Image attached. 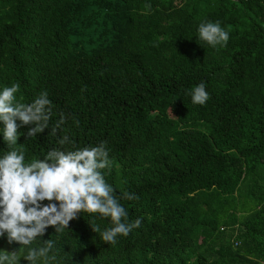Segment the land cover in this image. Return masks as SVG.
Wrapping results in <instances>:
<instances>
[{
    "label": "trees",
    "instance_id": "obj_1",
    "mask_svg": "<svg viewBox=\"0 0 264 264\" xmlns=\"http://www.w3.org/2000/svg\"><path fill=\"white\" fill-rule=\"evenodd\" d=\"M205 21L225 47L200 42ZM201 82L203 106L189 94ZM14 83L53 106L43 133L18 128L26 161L106 141V182L139 197L120 200L141 224L115 246L92 231L111 226L99 214L45 229L49 264H264V0H0V91ZM19 248L0 235V251Z\"/></svg>",
    "mask_w": 264,
    "mask_h": 264
},
{
    "label": "clouds",
    "instance_id": "obj_2",
    "mask_svg": "<svg viewBox=\"0 0 264 264\" xmlns=\"http://www.w3.org/2000/svg\"><path fill=\"white\" fill-rule=\"evenodd\" d=\"M150 8V5H146ZM198 38L202 44L212 48L225 47L229 40V32L221 27L220 22H201L198 26ZM20 91L18 83L5 87L0 91V122L4 142L9 151L0 157V235L7 234L8 243L20 245L17 252L0 251V264H18L19 253L27 248V255L22 258L28 264H49L56 259L49 255L54 249L55 241L48 239L41 243L40 238L45 229L53 227L55 233L67 230L69 221L83 212L99 214V218H109L110 227L101 230L99 225L92 228L100 233L104 242L115 246L118 239L127 237L140 226L138 218L129 223L128 211L120 203L121 199H139L134 193L125 192L117 196L109 185L103 171L111 168L107 142L97 146L75 148L74 150L52 149L43 159L26 161L25 150L18 147L19 127L30 126L26 139L37 136L49 129L53 115L52 104L48 93L42 91L34 101L24 103L17 98ZM194 105L203 106L209 99L205 83L201 82L190 90ZM17 121L20 123L17 124ZM66 121L63 113L51 128L56 135ZM78 125L79 121H75ZM72 143L68 135L58 139L61 146ZM56 201L41 206L40 201ZM58 205V206H57ZM96 217H92L95 222ZM39 240L41 246L31 247Z\"/></svg>",
    "mask_w": 264,
    "mask_h": 264
}]
</instances>
